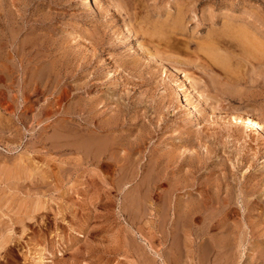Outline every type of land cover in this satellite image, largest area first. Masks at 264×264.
Wrapping results in <instances>:
<instances>
[{
  "label": "rangeland",
  "instance_id": "1",
  "mask_svg": "<svg viewBox=\"0 0 264 264\" xmlns=\"http://www.w3.org/2000/svg\"><path fill=\"white\" fill-rule=\"evenodd\" d=\"M247 114L264 0H0V264H264Z\"/></svg>",
  "mask_w": 264,
  "mask_h": 264
},
{
  "label": "bare ground",
  "instance_id": "2",
  "mask_svg": "<svg viewBox=\"0 0 264 264\" xmlns=\"http://www.w3.org/2000/svg\"><path fill=\"white\" fill-rule=\"evenodd\" d=\"M84 4L86 5V6H88V7H90V4H91V0H84ZM250 40V39H249ZM217 41H219V40H217ZM216 41V42H217ZM223 42V41H222ZM218 43H220V41L218 42ZM249 43V42H248ZM253 44V43H252ZM158 45V44H157ZM246 45H248L247 44V42H246ZM249 46V45H248ZM156 49V48H155ZM172 67V66H171ZM172 68H174V67H172ZM176 68V67H175ZM174 70V69H173ZM175 71V70H174ZM186 76V75H185ZM186 79L187 80H189V82H190V86H191V88L194 90L195 88H194V85H193V83L191 82V80L186 76ZM184 80V79H183ZM179 87H184V84L181 82V86H179ZM185 88V87H184ZM190 89V88H189ZM193 95V94H192ZM183 101V100H182ZM185 103V102H184ZM188 106V105H187ZM189 109H191V108H189ZM192 110V109H191ZM190 110V111H191ZM191 113H192V111H191ZM195 115V114H194ZM233 119L235 120V121H240V122H242L244 125H245V127L246 128H248V129H251V130H254V131H256V132H260V133H263L264 134V125L256 118V117H254L252 114H247V117H244V118H242V117H233ZM90 146V145H89ZM21 163V162H20ZM14 169V168H13ZM18 169V168H17ZM11 170V169H10ZM6 173H7V171L6 170H0V182H2V180H3V178H5L6 177ZM28 173V172H27ZM27 176V175H26ZM7 181H9V180H7ZM15 182V181H14ZM3 184V183H2ZM20 204V203H19ZM22 204V203H21ZM23 205V204H22ZM26 209V208H25ZM28 209V208H27ZM22 210V209H21ZM37 210V209H36ZM19 212V211H18ZM22 212V211H21ZM23 213V212H22ZM23 215V214H22ZM30 216V215H29ZM28 216V217H29ZM32 216V215H31ZM27 217V218H28ZM26 218V217H25ZM23 219V218H22ZM31 219V218H30ZM27 220V219H26ZM210 220V219H209ZM4 233V232H3ZM6 233V232H5ZM8 233V232H7ZM7 235V234H6ZM6 235H4V234H2V236H6ZM201 235V234H200ZM1 236V235H0ZM9 236V235H8ZM7 237V236H6ZM6 237H1V239H0V248H1V246L3 245V242H7L6 240L4 241V239L6 238ZM126 237V236H125ZM9 238V237H8ZM127 239H128V236L126 237ZM127 239H126V242H127ZM124 242H125V240H124ZM125 244V243H124ZM125 246L126 247H128V244H125ZM129 248V247H128ZM1 250V249H0ZM128 250V249H127ZM107 252V251H106ZM109 254V253H108Z\"/></svg>",
  "mask_w": 264,
  "mask_h": 264
}]
</instances>
